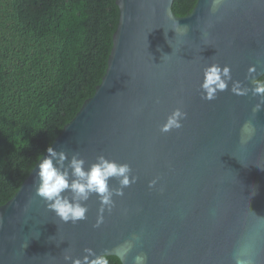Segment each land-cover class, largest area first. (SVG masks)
<instances>
[{"label":"water","instance_id":"water-1","mask_svg":"<svg viewBox=\"0 0 264 264\" xmlns=\"http://www.w3.org/2000/svg\"><path fill=\"white\" fill-rule=\"evenodd\" d=\"M172 2L115 0L101 81L50 144L69 159L79 152L86 169L99 155L127 163L137 181L113 197L99 228L96 195L86 220L63 223L35 196L39 158L0 205V264H66L65 254L82 258L85 248L120 259L117 248L133 236L139 240L121 264L140 253L147 264H235L237 257L264 264V108L253 113L259 96L233 94L231 81L212 101L200 88L211 64L229 66L232 80L249 89L248 68L256 66V79L264 73V0H223L214 13L212 0H196L183 16ZM178 107L187 113L182 127L161 133ZM248 120L256 132L241 146ZM109 184L118 186L114 178Z\"/></svg>","mask_w":264,"mask_h":264},{"label":"trees","instance_id":"trees-1","mask_svg":"<svg viewBox=\"0 0 264 264\" xmlns=\"http://www.w3.org/2000/svg\"><path fill=\"white\" fill-rule=\"evenodd\" d=\"M195 2L171 8L183 16ZM118 16L115 0H0V205L93 94Z\"/></svg>","mask_w":264,"mask_h":264},{"label":"clouds","instance_id":"clouds-1","mask_svg":"<svg viewBox=\"0 0 264 264\" xmlns=\"http://www.w3.org/2000/svg\"><path fill=\"white\" fill-rule=\"evenodd\" d=\"M223 3V0H212V9L214 13ZM185 33L188 32L187 25L182 26ZM201 36L207 40L209 33L207 30L200 32ZM170 56V55H164ZM257 68L252 65L248 68L246 79H251L253 87L249 89L242 86L240 81H233L231 69L225 65L221 67L218 64H211L204 68V79L200 88L202 90L201 98L212 101L216 99L218 92L228 89L231 81V91L233 94L245 96L251 91L253 96H259V102L252 109L257 113L264 108V81L255 78ZM187 117V113L181 108H176L166 119V122L160 126L161 133H167L173 129L182 127L181 121ZM256 125L251 121H245L241 125L238 143L241 146L247 145L255 135ZM47 155L41 154L38 170L35 172L33 187L35 196L41 198L45 207L53 212L63 223L76 224L79 221L87 219L88 208L86 202L92 195L99 199V214L93 228H99L104 222V213L111 214L115 207L113 197H122L124 189L137 181L136 176L131 175V167L127 163H117L107 159L104 155L96 157L95 162L85 168V159L79 152H73L69 159L66 151H57L49 146L46 149ZM37 167V166H36ZM118 182L117 187L109 184L110 179ZM159 179V178H157ZM157 179L149 182V188L156 185ZM139 236H133L132 239L125 240L117 248V253L121 261L128 256L135 246V241ZM85 255L82 258H73L65 254L63 259L68 264H110L107 255L97 256L93 249L85 248ZM132 264H147L146 254L140 253L133 257ZM235 264H250L249 261L236 258Z\"/></svg>","mask_w":264,"mask_h":264}]
</instances>
